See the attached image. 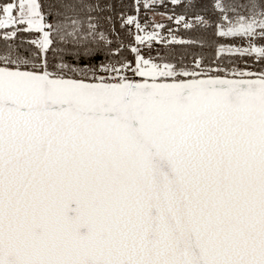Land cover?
<instances>
[{"label": "snow or ice", "instance_id": "snow-or-ice-1", "mask_svg": "<svg viewBox=\"0 0 264 264\" xmlns=\"http://www.w3.org/2000/svg\"><path fill=\"white\" fill-rule=\"evenodd\" d=\"M211 8L246 46L185 64L138 15L125 43L90 0H0V264H264V0Z\"/></svg>", "mask_w": 264, "mask_h": 264}, {"label": "trees", "instance_id": "trees-1", "mask_svg": "<svg viewBox=\"0 0 264 264\" xmlns=\"http://www.w3.org/2000/svg\"><path fill=\"white\" fill-rule=\"evenodd\" d=\"M92 3H98L103 11L99 13H93V15H99L101 19L102 30L107 31L108 29H114L115 33L119 36L121 40L125 43H128L131 37L127 35V27L121 28V16L125 19L129 15H138L139 22L144 24L148 21V31H153L152 17L151 14H163L166 16V20L162 22L164 27L159 29L161 36L158 40L151 42V47H148L147 42L145 45L140 46L142 53L148 57L151 56L156 59V62H173L177 63L181 58H183L185 64L190 63L193 55H202L205 58V62H208V59L214 55V46L217 43H224L229 46H246V43L239 38H220L214 35L215 23L217 22V13L211 8V5L215 0H193L197 6L191 9H185L184 4H187L189 0H180V4H172L171 0H156V3L153 5L152 10L146 11L142 5L144 0H139L140 11L137 14L135 8L137 6V0H90ZM223 3H246L247 0H222ZM201 15L209 21L207 26H200L194 23L193 28L185 29L183 25H177L175 20L169 21L167 17L169 15H186L189 20L194 22L195 15ZM105 17L111 18V24H109ZM133 33H135L134 25L131 27ZM156 30V29H155ZM171 30V32H170ZM175 36L176 39L184 40H201L204 42V46L201 47L199 44L190 46V45H181L175 43H165L163 41H170L172 36ZM31 37L27 34H20L17 43L21 41H26ZM110 39H114L113 36H110ZM161 58H163L161 60ZM244 60H247L249 64H252L253 61L245 57ZM225 66L231 67L232 65L228 64L225 61ZM237 67L243 68L245 66L242 60L237 59Z\"/></svg>", "mask_w": 264, "mask_h": 264}, {"label": "rangeland", "instance_id": "rangeland-1", "mask_svg": "<svg viewBox=\"0 0 264 264\" xmlns=\"http://www.w3.org/2000/svg\"><path fill=\"white\" fill-rule=\"evenodd\" d=\"M151 17H152V22H154V23H160V24H162V22L166 20V16L161 15V14H151ZM156 31L159 32V29H156ZM159 34H160V32H159ZM160 37L161 36H159L158 39Z\"/></svg>", "mask_w": 264, "mask_h": 264}]
</instances>
